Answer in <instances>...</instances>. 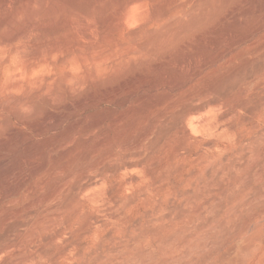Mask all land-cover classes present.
Segmentation results:
<instances>
[{"label":"rangeland","instance_id":"rangeland-1","mask_svg":"<svg viewBox=\"0 0 264 264\" xmlns=\"http://www.w3.org/2000/svg\"><path fill=\"white\" fill-rule=\"evenodd\" d=\"M23 1L0 2V235L23 247L0 264H264V0Z\"/></svg>","mask_w":264,"mask_h":264},{"label":"bare ground","instance_id":"bare-ground-1","mask_svg":"<svg viewBox=\"0 0 264 264\" xmlns=\"http://www.w3.org/2000/svg\"><path fill=\"white\" fill-rule=\"evenodd\" d=\"M14 0H1L0 2H1V4L4 6V5H6L7 6V4H11L12 5V3H14L13 2ZM16 1V0H15ZM26 1H28V0H24L23 1V6H26V4H25V2ZM145 0H123V4H122V6H121V8H120V10H121V13L123 14V16L126 14V15H128L130 12H129V5L130 4H137V3H140V6H143V5H141L143 2H144ZM0 4V5H1ZM139 5V4H138ZM145 5V4H144ZM131 6V5H130ZM135 6V5H134ZM146 6V5H145ZM8 7V6H7ZM131 9H132V7H130ZM140 11V10H139ZM129 12V13H128ZM143 12V11H142ZM141 11L139 12V14H141L142 13ZM144 12H145V10H144ZM138 13V12H137ZM146 14L144 15V18H148V19H151V20H153L154 18H156V17H161V16H164V14H165V12L163 11V10H160V11H156L155 9H151L150 11H149V9H148V11L147 12H145ZM144 14V13H143ZM125 15V16H126ZM137 15V14H136ZM142 15V14H141ZM141 15H139V16H141ZM147 15V16H146ZM4 16H6V19H10L9 17H11V12H10V10L8 11H6V15H4ZM3 16V17H4ZM138 16V18H140ZM146 16V17H145ZM128 18H129V15H128ZM136 18H137V16H136ZM137 18V19H138ZM124 19V18H123ZM125 19H127V17H125ZM124 19V21H126ZM142 19H143V15H142ZM3 20H5V19H3ZM130 20V19H129ZM129 20H127V21H129ZM146 20V19H145ZM146 22V21H145ZM148 22V21H147ZM129 23V22H128ZM0 24H2L1 23V18H0ZM8 24V23H7ZM145 25V24H144ZM145 27V26H144ZM21 32H25V30H22ZM15 35H17V34H15ZM132 35V34H131ZM135 35V34H134ZM133 36V35H132ZM134 37V36H133ZM8 39H10V37L9 38H5V39H2L3 41L4 40H8ZM33 55H35V54H33ZM26 65H24V67H25ZM26 68V67H25ZM42 87V86H41ZM37 91V90H36ZM17 97V96H16ZM26 98V97H25ZM24 100V99H23ZM25 100H28V99H25ZM48 100V99H47ZM29 101V100H28ZM28 101L27 102H23V103H28ZM20 102V101H19ZM23 103H22V105H23ZM20 105V104H19ZM18 105V106H19ZM21 109V108H20ZM86 168V167H85ZM78 170V169H77ZM72 171V170H71ZM83 171V170H82ZM67 172V171H66ZM86 171H83L82 173L84 174ZM82 174V175H83ZM81 175V174H80ZM91 177V176H90ZM89 178V177H88ZM75 179V178H74ZM80 180V179H79ZM59 183V182H58ZM76 183V182H75ZM82 183V185L80 184V183H76V184H74V190H75V193L76 192H78L79 190H81L82 188H84L85 187V184H87V183H83V182H81ZM92 183V182H91ZM65 184V183H64ZM92 185V184H91ZM55 189H56V187H55ZM83 190V189H82ZM74 193V192H73ZM77 194V193H76ZM52 195V194H51ZM73 195V194H72ZM79 196H81V194L79 195ZM48 198H49V195H47V196H43V198H42V200L43 201H46V200H48ZM34 199H35V196H34ZM43 204H45V203H43ZM43 206V205H42ZM46 206V205H45ZM39 208H40V206H38ZM27 208V207H26ZM16 209V208H15ZM30 210H32L33 208H29ZM37 209V208H36ZM41 209V208H40ZM43 209V208H42ZM30 210H29V212H30ZM18 211V210H17ZM33 211H35V208H34V210ZM33 211H31L32 213H33ZM38 211V210H37ZM16 212V211H15ZM13 210H10V212H7V214L6 215H4V217H3V219H4V222H8V221H10L9 219H11V217H13L12 216V214H14L15 213ZM31 214V213H30ZM15 216V215H14ZM28 217H29V215H28ZM32 217H34V216H32ZM15 218V217H14ZM13 218V219H14ZM32 219V218H31ZM13 221V220H12ZM15 221V220H14ZM17 221H19V220H17ZM22 221V220H21ZM28 221V220H27ZM26 220H24V222H27ZM11 222V221H10ZM23 222V223H24ZM13 223V222H12ZM9 224H11V223H9ZM21 224V223H20ZM8 225V224H7ZM27 225V224H26ZM4 227V226H3ZM5 227H7V226H5ZM16 227V226H15ZM8 228V227H7ZM9 228H11V226H9ZM11 230H12V228H11ZM15 231V230H14ZM11 233V232H10ZM7 234V233H6ZM4 236V235H3ZM4 238H6V237H4ZM8 238V237H7ZM6 238V239H7ZM6 241V240H5ZM8 243V242H7ZM10 243V244H9ZM7 245L4 243V239H3V237H1V235H0V255L6 250V248H11V250H12V252L14 251V253H16V254H19V253H21V252H23V247L18 243V242H16V241H10ZM14 263V262H13ZM6 264H10V263H6Z\"/></svg>","mask_w":264,"mask_h":264}]
</instances>
